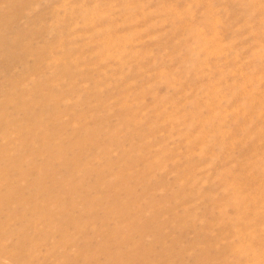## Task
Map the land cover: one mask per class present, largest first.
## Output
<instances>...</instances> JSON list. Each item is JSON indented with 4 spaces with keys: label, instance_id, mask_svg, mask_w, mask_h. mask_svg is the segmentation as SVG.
<instances>
[{
    "label": "rangeland",
    "instance_id": "374dc122",
    "mask_svg": "<svg viewBox=\"0 0 264 264\" xmlns=\"http://www.w3.org/2000/svg\"><path fill=\"white\" fill-rule=\"evenodd\" d=\"M0 103V264H264V0H0Z\"/></svg>",
    "mask_w": 264,
    "mask_h": 264
},
{
    "label": "bare ground",
    "instance_id": "6f19581e",
    "mask_svg": "<svg viewBox=\"0 0 264 264\" xmlns=\"http://www.w3.org/2000/svg\"><path fill=\"white\" fill-rule=\"evenodd\" d=\"M7 99H8V98H7ZM8 100H9V99H8ZM3 107H4V104H3V103H0V108H1V110L3 109ZM3 115H4V114H3ZM79 144H80V143H79ZM59 150H60V149H59ZM63 152H64V151H63ZM56 154H57V153H56ZM84 157H85V156H84ZM80 158H81V157H80ZM87 158H88V157H87ZM95 158H97V157H95ZM89 159H90V158H88V160H89ZM91 159H92V158H91ZM83 160H84V159H82L81 161H83ZM85 160H86V159H85ZM85 160H84V161H85ZM78 162H79V161H78ZM85 162H88V161L86 160ZM103 169H104V168H103ZM121 176H122V175H121ZM64 178H65V177H64ZM73 184H75V183H73ZM63 185H64V184H63ZM75 186H76V185H75ZM80 186H81V185H80ZM69 187H70V186H69ZM74 190H75V189H74ZM76 190H77V189H76ZM78 193H79V192H78ZM8 194H10V196L13 195V193H8ZM71 194H72V193H69V195H71ZM81 195H83V194L81 193ZM2 197H8V196L5 195V196H2ZM0 198H1V197H0ZM11 198H12V197H11ZM75 198H76V197H75ZM8 199H9V198H8ZM4 200H7V199L2 198V201H3V202H2V201H1V202H2V203H5ZM28 200H29V199H28ZM38 202H39V201H38ZM22 204H23V203H22ZM117 213H118V212H117ZM117 213H116V214H117ZM38 214H39V213H38ZM106 216H107V215H106ZM61 231H62V230H61ZM62 235H63V234H62ZM64 235H65V234H64ZM65 236H66V235H65ZM71 239H72V238H71ZM61 243H62V242H61ZM30 248H31V247H30ZM31 250H32V249H31ZM90 253H91V252H90ZM8 255H9V253H8ZM9 256H10V255H9ZM27 259H28V258H27ZM27 259H26V260H27ZM30 259H31V258H30ZM26 260H25V261H26ZM28 261H29V259H28ZM32 261H33V260H32ZM34 262H35V261H34ZM25 264H30V263H25ZM34 264H35V263H34Z\"/></svg>",
    "mask_w": 264,
    "mask_h": 264
}]
</instances>
